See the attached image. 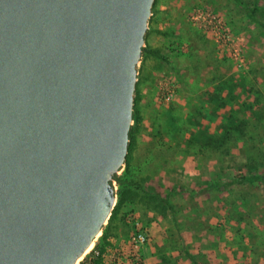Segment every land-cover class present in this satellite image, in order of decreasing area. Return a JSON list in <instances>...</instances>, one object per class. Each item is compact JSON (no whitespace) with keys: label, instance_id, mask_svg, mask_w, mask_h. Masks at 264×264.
I'll return each instance as SVG.
<instances>
[{"label":"water","instance_id":"water-1","mask_svg":"<svg viewBox=\"0 0 264 264\" xmlns=\"http://www.w3.org/2000/svg\"><path fill=\"white\" fill-rule=\"evenodd\" d=\"M156 0H0V264H78L110 220Z\"/></svg>","mask_w":264,"mask_h":264},{"label":"rangeland","instance_id":"rangeland-1","mask_svg":"<svg viewBox=\"0 0 264 264\" xmlns=\"http://www.w3.org/2000/svg\"><path fill=\"white\" fill-rule=\"evenodd\" d=\"M235 4L155 1L138 69L133 148L118 173L126 184H113L116 206L121 188L127 195L108 235L102 230L78 264H232L227 251L234 252L233 264H258L247 255L244 240L253 222L246 213L263 208L241 204L260 200L256 187L264 178L226 184L252 173L264 177L263 156L247 162L242 155L263 154L264 144H249L242 121L226 115V96L214 98L211 91L218 65L229 63L241 75L252 70L241 17H232L239 15ZM138 232L147 240L136 259Z\"/></svg>","mask_w":264,"mask_h":264},{"label":"crops","instance_id":"crops-1","mask_svg":"<svg viewBox=\"0 0 264 264\" xmlns=\"http://www.w3.org/2000/svg\"><path fill=\"white\" fill-rule=\"evenodd\" d=\"M243 2L248 9L245 10L240 4H235L234 12L238 11L240 16L237 13H232V17L233 19L241 17V30L248 37L246 51L250 62H252V70L248 74L241 75L235 73L231 64L219 63L220 65L215 70L218 76L211 79V91H213L214 98L226 96L225 111L228 118L233 116L232 121L241 120L244 139L252 141L249 144L256 142L260 146L264 144V0H243ZM214 105L216 108L217 104ZM240 108L242 112H240ZM222 111L224 110L219 112ZM234 128L232 125L227 126V130ZM242 155L247 162L260 160L261 156L264 160V152L258 156H252L247 152ZM260 174L262 175V172ZM256 190L260 195V200L256 202L248 199L241 205L248 209L252 206H259L263 208V212L260 213L252 209L246 213L250 215V221L253 223L247 227L250 234L244 241H248L245 244L248 257L257 260L258 264H264V184H258ZM227 256H229V261L232 259L233 264L234 252L227 251ZM226 264H229L228 261Z\"/></svg>","mask_w":264,"mask_h":264},{"label":"trees","instance_id":"trees-1","mask_svg":"<svg viewBox=\"0 0 264 264\" xmlns=\"http://www.w3.org/2000/svg\"><path fill=\"white\" fill-rule=\"evenodd\" d=\"M236 2L238 4H240L242 7H244L245 10L248 9L247 5L243 2V0H236ZM254 11H257L256 9H254ZM264 25V24H263ZM146 50V47L143 48V52ZM152 54L155 55V56H158L160 57L162 60L164 61H168V59L160 54L156 51H152ZM136 114H137V109H136V106H135V109H134V120L136 119ZM229 132H227L228 134ZM133 127L131 128V131H130V143H129V151L131 152L132 151V148H133ZM126 166H127V160H126ZM264 177L259 173V174H254V175H250V176H243L242 178H239V179H234L232 180L231 182H229L228 184L226 185H232L234 183H243V182H255V181H259L261 179H263ZM114 181H117L118 183H120L121 185H125L126 181L122 179V176L120 174H116L112 180V184H114ZM119 202H118V205L116 206V208L114 209V212H113V215L111 216V219L109 220V223L107 225H105L103 227V233H104V236L106 237L108 235V225L110 224L111 220H113V218H115V215L117 214L119 208L121 207L122 203L124 202V199H125V196L127 195V191L124 189V188H121L119 190ZM192 259H193V256L192 255H189ZM96 263H98V261H96Z\"/></svg>","mask_w":264,"mask_h":264},{"label":"built area","instance_id":"built-area-1","mask_svg":"<svg viewBox=\"0 0 264 264\" xmlns=\"http://www.w3.org/2000/svg\"><path fill=\"white\" fill-rule=\"evenodd\" d=\"M237 52H238V50H236L235 51V54H237ZM172 93H167V95H166V97H165V99L166 100H169V98H171L172 97ZM116 181H114V183H115ZM132 240H133V242L135 243V250L137 251V252H135L134 253V256L136 255L137 256V253H138V251H139V247H140V245H143L145 242H146V240H147V236H146V234L144 233V232H138V233H135L134 235H133V238H132ZM136 259H138V256L136 257ZM136 264H142L139 260H137L136 261Z\"/></svg>","mask_w":264,"mask_h":264}]
</instances>
